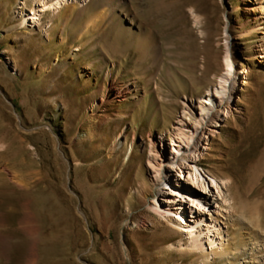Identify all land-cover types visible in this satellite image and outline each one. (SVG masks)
<instances>
[{"label": "rangeland", "instance_id": "374dc122", "mask_svg": "<svg viewBox=\"0 0 264 264\" xmlns=\"http://www.w3.org/2000/svg\"><path fill=\"white\" fill-rule=\"evenodd\" d=\"M57 1L0 0V264H199L149 204L160 190L193 223L190 188L203 190L154 181L149 143L169 159L160 133L214 91L229 39L241 88L197 162L227 181L228 202L208 208L229 244L204 264L254 261L245 246L264 241L255 13L242 0ZM111 86L125 98L111 100Z\"/></svg>", "mask_w": 264, "mask_h": 264}, {"label": "bare ground", "instance_id": "6f19581e", "mask_svg": "<svg viewBox=\"0 0 264 264\" xmlns=\"http://www.w3.org/2000/svg\"><path fill=\"white\" fill-rule=\"evenodd\" d=\"M60 1V0H59ZM59 1L54 5L56 6ZM242 8L245 14L255 13V21L247 20L250 26L248 35L260 32L264 34V1L262 0H242ZM256 12H260V16ZM259 19L260 23H255ZM243 32H240L242 36ZM240 35L238 37H240ZM254 54H264V39L260 40L254 49ZM224 72L219 76L214 91L208 96L198 99L194 106L185 104L177 123L173 126L170 137L160 133L161 141L169 146L171 154L169 159H165L156 149L153 143L150 144L148 153V165L152 169L154 181L161 184L172 180L173 176L178 182H186L188 186L192 184L203 190V196L191 186L195 198L190 202L192 215L195 217L193 223L187 222L183 217V205L178 210H174L176 202L167 200V206L160 201V190L152 199L149 208L159 218L166 220L169 227L175 228L180 233V238L175 242L181 249H189L198 254L199 264H204L211 260L213 255H222L228 246L227 230L222 221L218 218V211L212 212L208 207L211 204L227 203L225 195L227 181L220 179L216 175L205 172L197 165L198 160L204 155L208 147L210 134L215 132L213 124L218 122L221 113L229 114L231 101L234 93L241 88L240 77L236 69L233 43L229 39L224 47ZM242 83H244L242 81ZM111 100H122L126 96L124 89L111 86ZM170 168V169H168ZM168 169V170H167ZM199 193L200 197L198 196ZM181 221L172 219L179 217ZM174 216V217H173ZM245 249L256 253L254 261L245 260V264H264V241L256 242L253 245H246ZM228 254V253H227ZM261 256V259H259Z\"/></svg>", "mask_w": 264, "mask_h": 264}, {"label": "trees", "instance_id": "16d2710c", "mask_svg": "<svg viewBox=\"0 0 264 264\" xmlns=\"http://www.w3.org/2000/svg\"><path fill=\"white\" fill-rule=\"evenodd\" d=\"M198 194V196L200 195L199 193H197Z\"/></svg>", "mask_w": 264, "mask_h": 264}]
</instances>
